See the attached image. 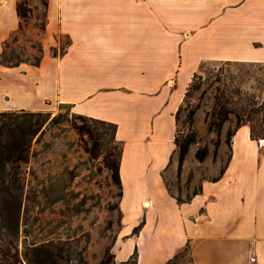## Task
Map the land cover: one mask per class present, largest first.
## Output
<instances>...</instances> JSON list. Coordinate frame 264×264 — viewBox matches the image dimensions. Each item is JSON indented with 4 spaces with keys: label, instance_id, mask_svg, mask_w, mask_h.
Returning <instances> with one entry per match:
<instances>
[{
    "label": "crops",
    "instance_id": "crops-1",
    "mask_svg": "<svg viewBox=\"0 0 264 264\" xmlns=\"http://www.w3.org/2000/svg\"><path fill=\"white\" fill-rule=\"evenodd\" d=\"M17 2L0 0V56L20 28ZM62 36L71 45L55 57ZM40 41V67L0 65V112L65 105L116 125L118 263L137 250V264H168L184 252L179 264H264V146L248 125L221 179L194 175L187 192L201 191L190 203L179 205L166 185L169 172L177 177L176 116L194 77L209 63H264V0H50ZM188 177L184 165L182 182Z\"/></svg>",
    "mask_w": 264,
    "mask_h": 264
},
{
    "label": "rangeland",
    "instance_id": "rangeland-1",
    "mask_svg": "<svg viewBox=\"0 0 264 264\" xmlns=\"http://www.w3.org/2000/svg\"><path fill=\"white\" fill-rule=\"evenodd\" d=\"M28 1L35 6L40 0ZM41 14L40 10L33 20H28L23 32L16 36L17 42L15 37L10 39L8 57L33 62L39 55ZM67 42L68 38H60L62 45ZM263 94L264 64L204 65L177 118L176 136L184 139L192 132L197 136V144L191 146L184 163L189 175L210 180L209 169L226 165L231 153L225 142L227 131L236 128L237 116L244 123L248 121V111L260 103ZM216 96L222 98V103H229L226 106L231 112L222 128L217 155L214 144L219 137L212 129ZM25 112L46 114L48 120L34 138L27 163H20L16 169L17 182L0 186V264H99L108 248L114 252L121 229L120 190L105 166L110 154L118 162L122 149L115 139V129L78 115L65 105ZM237 144L239 150L245 149L243 133L238 135ZM205 146L209 157L199 163L195 153ZM176 153L174 172L178 168ZM166 185L183 200L192 193L187 192L186 181L179 184L170 172ZM49 247L62 250L64 259L49 257L44 251ZM120 248L119 255H125L127 247ZM114 263L118 264L116 258Z\"/></svg>",
    "mask_w": 264,
    "mask_h": 264
},
{
    "label": "trees",
    "instance_id": "trees-1",
    "mask_svg": "<svg viewBox=\"0 0 264 264\" xmlns=\"http://www.w3.org/2000/svg\"><path fill=\"white\" fill-rule=\"evenodd\" d=\"M40 3H41V13H42L41 14L42 24L38 27V29L40 30V34L44 35L47 30L48 9H49L50 0H40ZM17 13L21 19V24L18 32L13 36L15 37L16 42L18 41L16 36L23 32L24 25L28 22V20H31L35 16L34 9L32 5H30L28 0H18ZM70 45H71V40L68 39V42L65 45L60 44L58 48H53L52 50L53 54L55 55V57L64 56ZM8 48H10V40L5 42L4 44L3 52L0 56L1 66L7 68H15V67H19L21 64H29L33 67H40L44 57V49L40 40H38V46H37V51L39 55L34 58L33 62L21 61L18 58L17 60H14L13 58L8 57L6 53ZM32 48L36 49L34 45L32 46ZM12 54L14 55L15 53ZM227 63H239V62H227ZM252 64L261 65L264 63H252ZM196 77L197 75L194 77V79ZM191 86L192 84L188 88L186 96L189 92V89H191ZM228 104H229L228 102L227 104L222 103V98L216 96V110L214 114V120L212 123V129L219 137L218 141L214 144L216 155L218 154L222 144L220 140L222 128L224 124L229 121L228 117L229 114H231V112L228 111L226 106ZM180 110L177 113L176 119L179 116ZM47 117L48 115L46 114L26 113L25 111L0 112V186L9 185V184L14 185L17 182V178L14 176L16 174V169H19L20 163H27L31 152V148L33 146L34 138L36 137L37 134L41 132L43 126L47 123L48 120ZM237 117L238 119H237L236 128L233 130L229 129L226 133L225 142L230 148L231 152H232L233 138L238 132V130L244 125H248L250 127V137L253 141L259 142L260 140H264V94L261 98L260 103L251 106L250 110L248 111V121H246V123H244V121H242V119L239 116ZM191 120H193V115L191 116ZM94 121H98V120H94ZM98 122H102V121H98ZM106 124H109L114 127L115 135H116V125L110 123H106ZM174 143L176 147V152H178L177 179H178V183L181 184L184 163L189 155L191 146L197 144V136L193 132L191 134L186 135L184 139H180L178 136H175ZM112 156L113 155L110 154L105 158V166L112 174V181L114 185L120 190L119 197L121 199L122 197V182L120 176L121 152L118 162H116L112 158ZM208 157H209V148L207 146L198 149L195 153V159L199 163H204L208 159ZM231 159L232 156L229 155L226 165L220 170L219 177L213 178L211 179V181L217 182L219 179H221V177L224 176ZM193 177L194 175L192 174L189 175L186 181L187 190L190 189V185L192 183ZM200 191H201V187H199V189H195L192 192V194L188 196L185 200H183L180 196L178 197L176 196L175 199L179 205L187 204L190 203L193 197L197 196L200 193ZM120 222H122L121 211H120ZM144 223L145 222L142 221L140 225L133 230L132 233L133 236L138 235L140 233L141 229L144 226ZM44 251L51 258L64 259L62 256L63 253L62 250L58 248L49 247V249H45ZM184 254L182 253L181 255L176 256L168 264H179V259L183 257ZM115 258H116L115 255L112 253V248H108L105 251L104 256L99 264H116L114 263ZM137 258H138V254H137V250H135V252L128 261L118 264H130V262H132L133 264H137ZM81 263L84 264V262Z\"/></svg>",
    "mask_w": 264,
    "mask_h": 264
},
{
    "label": "bare ground",
    "instance_id": "bare-ground-1",
    "mask_svg": "<svg viewBox=\"0 0 264 264\" xmlns=\"http://www.w3.org/2000/svg\"><path fill=\"white\" fill-rule=\"evenodd\" d=\"M262 146H264V141L262 142ZM145 206L148 207L149 206V203L148 202H145Z\"/></svg>",
    "mask_w": 264,
    "mask_h": 264
}]
</instances>
